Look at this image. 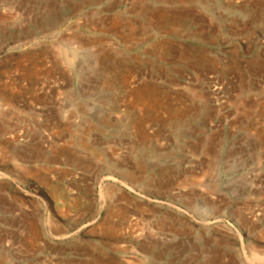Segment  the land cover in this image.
Here are the masks:
<instances>
[{
	"label": "rangeland",
	"instance_id": "374dc122",
	"mask_svg": "<svg viewBox=\"0 0 264 264\" xmlns=\"http://www.w3.org/2000/svg\"><path fill=\"white\" fill-rule=\"evenodd\" d=\"M0 264H264V0H0Z\"/></svg>",
	"mask_w": 264,
	"mask_h": 264
}]
</instances>
